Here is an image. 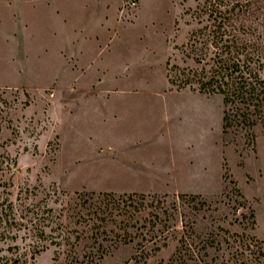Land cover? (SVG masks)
<instances>
[{
	"label": "rangeland",
	"instance_id": "rangeland-1",
	"mask_svg": "<svg viewBox=\"0 0 264 264\" xmlns=\"http://www.w3.org/2000/svg\"><path fill=\"white\" fill-rule=\"evenodd\" d=\"M127 1L0 0V199L17 202L28 188L59 208L104 192L145 208L124 222L129 234L101 238L89 263L54 261L47 245L28 248L25 264H171L182 223L199 254L186 264H264V123L253 138L235 128L224 140L222 95L180 82L199 66L184 46L192 0ZM95 16L114 23L100 64L128 65L133 78L86 67L83 49L94 47L82 30ZM128 82L154 92L131 95L121 126L101 91Z\"/></svg>",
	"mask_w": 264,
	"mask_h": 264
},
{
	"label": "trees",
	"instance_id": "trees-1",
	"mask_svg": "<svg viewBox=\"0 0 264 264\" xmlns=\"http://www.w3.org/2000/svg\"><path fill=\"white\" fill-rule=\"evenodd\" d=\"M192 1L195 6L190 15L196 27L184 46L187 56L199 66L180 82L199 92L222 95L224 140L235 128L246 129L253 138L254 127L264 123V0ZM168 80L176 84L171 77ZM24 194L16 198L17 202L0 199V264H25L28 248L39 252L47 245L56 247L54 261L71 262L83 257L82 262L89 263L95 250L103 246L101 238L110 232L126 236L128 223L124 222L145 209H140L131 195L124 198L104 192L84 193V198L79 194L77 200L55 208L48 202L47 191L39 195L26 188ZM120 222L123 227L117 226ZM192 226L182 223L173 228L179 234L180 246L171 264H186L189 255L195 253L191 247L195 240L190 237L191 241H186L185 234L193 230ZM169 234L167 230L161 245L166 244ZM18 241L24 244L23 249ZM250 244L243 242L238 247L244 251Z\"/></svg>",
	"mask_w": 264,
	"mask_h": 264
},
{
	"label": "crops",
	"instance_id": "crops-1",
	"mask_svg": "<svg viewBox=\"0 0 264 264\" xmlns=\"http://www.w3.org/2000/svg\"><path fill=\"white\" fill-rule=\"evenodd\" d=\"M100 16H95L91 18V21L88 25H85L82 30V36L83 38L85 36H88V39L93 41L92 45L94 47L91 51H86L83 49L84 53L83 56H85L87 65L89 70L91 72L97 73L99 76L102 77H108V78H133V68L129 67L128 65L124 66H115L114 61L111 63V65H105L102 67L100 64L101 62H104L105 59H102V57L107 54L108 52H111L107 48L112 45L111 40L109 38L103 39L102 34L109 35L110 30L108 29L107 25L109 24L112 26L113 21L112 19L110 21H107L105 26H103L100 22ZM73 33V30L71 31ZM71 33H67V37H72L70 35ZM84 46V45H83ZM87 52V53H86ZM85 69V66H83ZM101 72V73H100ZM126 84L124 86L119 87H107L102 88V94L110 93L113 94V101L115 104L114 108V115L113 118L119 123V125L122 126V122L128 120L127 117L129 116L127 113L129 112L131 107L135 106V103L132 102L131 95L133 93H149L154 92V89L148 86H141L138 88H135L134 86H131L130 83ZM137 106V105H136ZM129 126V125H127ZM127 138V135L126 137ZM135 139V138H134ZM122 140V139H121ZM129 141V139H128Z\"/></svg>",
	"mask_w": 264,
	"mask_h": 264
},
{
	"label": "built area",
	"instance_id": "built-area-1",
	"mask_svg": "<svg viewBox=\"0 0 264 264\" xmlns=\"http://www.w3.org/2000/svg\"><path fill=\"white\" fill-rule=\"evenodd\" d=\"M127 3H129V4H134L135 3V0H129V1H127Z\"/></svg>",
	"mask_w": 264,
	"mask_h": 264
}]
</instances>
